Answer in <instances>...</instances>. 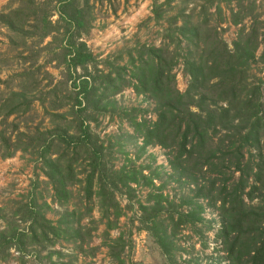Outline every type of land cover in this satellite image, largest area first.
<instances>
[{
	"label": "rangeland",
	"instance_id": "rangeland-1",
	"mask_svg": "<svg viewBox=\"0 0 264 264\" xmlns=\"http://www.w3.org/2000/svg\"><path fill=\"white\" fill-rule=\"evenodd\" d=\"M87 5L86 28L75 36L110 89L98 110L81 113L61 58L66 23L56 4L0 0V264H251L261 239L239 252L238 237L252 213L264 233V0ZM42 14L47 26L38 23ZM243 45L254 57L236 68L245 71L236 81L246 87L242 101L247 95L261 110L250 120L247 103L220 99L233 72L228 57ZM152 66L180 95L190 90L192 66L204 72L207 98L196 96L190 110L212 120L202 122L201 136L191 133L192 143L205 138L204 154L217 164L218 148L246 139L224 176L204 162L197 171L179 163L178 148L166 146L172 135L150 138L159 106L134 85ZM81 122L92 144L83 142ZM234 186L240 213L224 191Z\"/></svg>",
	"mask_w": 264,
	"mask_h": 264
},
{
	"label": "trees",
	"instance_id": "trees-1",
	"mask_svg": "<svg viewBox=\"0 0 264 264\" xmlns=\"http://www.w3.org/2000/svg\"><path fill=\"white\" fill-rule=\"evenodd\" d=\"M50 1L56 4L55 9L58 10L60 19L66 23L63 39L64 46L62 48L61 58L64 61V65L66 67L67 74L69 75L70 80L73 81L74 89L77 92L75 105L78 106V110L81 113H87L90 109L98 110V108L101 107L102 103L105 102L110 87L108 85L102 88L103 83H100L98 80V78L100 77H97L95 72L90 71V64L95 63V59L92 53L88 50L86 44L78 42V37L75 36V31L79 33L82 29L86 28L87 18L85 16V9L88 6L87 4L89 0L84 1L85 5L83 7L80 6L81 0ZM38 23L42 24L43 26H47L48 17L44 14L40 15ZM218 43L220 44L219 41H217L216 44ZM253 54L254 52H252V49L251 47H249V45H243L241 48H238L236 50V54L228 57V59H230V62H232L233 64V72L230 77L229 87L226 91L224 90L225 92L223 93L225 97L222 96L220 98L221 100H225L228 99V96H230V105L234 103L233 101H238L239 103H247L245 104V107H242V110H245L244 115L247 116L249 120L252 118V116L256 117L257 119V117H259L260 115L261 110L259 111V107L256 106L252 100L247 99V95H245L244 101H242L243 99H241V93L243 88L245 90L246 87L239 85L242 84V82L238 81V83L236 81V78L240 75L245 74V71L243 70L244 67L241 68L242 70H237L236 68L238 66H247L249 61L253 59ZM227 60L224 61L225 64H229ZM79 70H82L83 72L79 74ZM189 72L192 76L190 90H188L185 95H180V93L175 91V89L170 86L173 79L169 74L167 75V77H165L164 71L163 73L157 72V69L153 66L148 70V75H146L145 73L144 79L143 77L138 79L140 80L138 86L134 85L138 93L149 94L153 99H155L159 106L157 108L159 116L157 122L158 124L156 123L157 125L155 126V128L149 131L148 134L151 139H158L160 134L172 135V144L166 146H168V148L172 151L176 147L178 148L177 151H175L177 152V161L179 163L181 162L182 164L185 163L188 165L191 164L193 169L197 171L199 167H203L202 162H204V164H209L210 167H215V173L220 176H224L225 173L223 171V168H225L226 161L229 157H231V159L234 161L237 157H241V151L245 146L246 139L242 138L241 141L239 140L238 144L234 143L232 148L227 147V151L224 148H218L219 151L217 153H220L221 157L216 158L217 164H214L213 159L215 158H211V153L204 154L207 145L205 138L198 137V142H196V144L192 143V139L196 137L191 138V133L200 135L202 132V130L200 129L202 122L208 124L209 120L212 119L209 117L204 118L200 116V114H196L190 110V106L194 104L195 101H197L195 99L196 96L202 97L201 99H206L207 96L203 97V95H201V93L205 94V92H203V86L205 85L206 80V78H204V72L200 69V67L195 68L194 66L191 67V70ZM78 81L80 82L77 83ZM213 94L214 97L212 98L214 100L217 95L216 93ZM17 96L19 98H22L24 95L22 96V94H18ZM239 103H236V107L234 108L238 113L239 109L237 106H240ZM225 113L227 116L229 115L228 111H225ZM220 117L222 119V124L226 125V122L222 118L223 116ZM217 118L218 116L215 117V120H217ZM262 122L263 120H261V118H259L256 124L254 122L248 134L254 132L256 135H253L252 137H258L259 131H253V129H259L260 125H262ZM183 124H185L186 126L185 130L182 132ZM80 131L83 142L87 145L92 144L91 141L93 140V137L89 125H85L84 122H81ZM174 133H176V135H173ZM179 135L180 137H177ZM164 138L165 137L160 139ZM189 138H191L190 142L188 141ZM183 158H185V160H182ZM238 168H240L239 164ZM242 179L243 178H241V181H243ZM226 190L227 188H225L224 191L227 193L228 198L230 197V199L232 200L233 211L235 213L243 212V202L237 188H235L234 186L230 193H228ZM234 205H236V208ZM258 216V214L253 213L251 215H247V219L251 223L244 232L239 234L238 237V243L240 244L241 248L239 252L248 250L249 248H254L256 246V241L261 239L259 247L255 251V256L253 257L251 264H257V262H259L260 264H264V233L260 231V228L262 226V219L254 218ZM11 240L9 241V243L11 242ZM6 242L8 243L7 239ZM239 262L240 264H243L240 259Z\"/></svg>",
	"mask_w": 264,
	"mask_h": 264
}]
</instances>
